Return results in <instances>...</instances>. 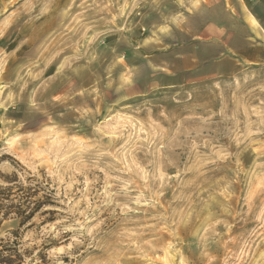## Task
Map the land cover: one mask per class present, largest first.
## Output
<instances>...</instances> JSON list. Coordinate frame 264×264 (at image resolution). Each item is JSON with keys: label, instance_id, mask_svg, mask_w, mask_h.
Segmentation results:
<instances>
[{"label": "rangeland", "instance_id": "obj_1", "mask_svg": "<svg viewBox=\"0 0 264 264\" xmlns=\"http://www.w3.org/2000/svg\"><path fill=\"white\" fill-rule=\"evenodd\" d=\"M1 188V260L264 264V0H0Z\"/></svg>", "mask_w": 264, "mask_h": 264}, {"label": "trees", "instance_id": "obj_2", "mask_svg": "<svg viewBox=\"0 0 264 264\" xmlns=\"http://www.w3.org/2000/svg\"><path fill=\"white\" fill-rule=\"evenodd\" d=\"M6 189H10V188H1L0 191L2 190H6ZM1 194V192H0ZM3 194V192H2ZM5 196V195H4ZM3 195L0 196V210L1 212H3L4 215L7 214V212H9V210L13 207L17 208L16 211H14L16 214H18V216L21 218L20 220V225H22L24 223V221H27L29 219L32 218V216L34 215V211L36 210V207H37V204L38 203H35V201H30L31 199H29V197H23L21 195H17V197H14L13 199H17L18 201V204L14 205L13 203V199H10L9 197H4ZM31 196V195H29ZM6 202V204H4L3 202ZM30 204H33V205H30ZM25 206L24 208L22 206ZM8 210V211H7ZM14 236H16V232L13 231L12 232ZM3 241V240H1ZM12 244L15 243V241H11ZM3 251H8V252H15L13 250V248H10V247H6L5 245L3 246L2 248ZM2 252L0 251V254ZM9 256H7L6 259L4 260H1L0 258V262H6V263H13L15 261H19L18 264H20L21 262V255L17 252L15 253H12V254H8ZM14 258V259H13ZM16 259V260H15Z\"/></svg>", "mask_w": 264, "mask_h": 264}, {"label": "bare ground", "instance_id": "obj_3", "mask_svg": "<svg viewBox=\"0 0 264 264\" xmlns=\"http://www.w3.org/2000/svg\"><path fill=\"white\" fill-rule=\"evenodd\" d=\"M250 21H251V24H252V27L255 29L257 28V21L253 18V17H249ZM39 34V33H38Z\"/></svg>", "mask_w": 264, "mask_h": 264}]
</instances>
